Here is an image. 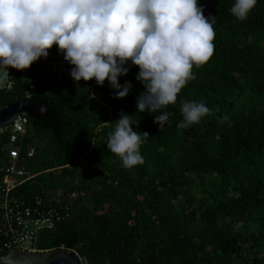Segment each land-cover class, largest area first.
Instances as JSON below:
<instances>
[{"label": "trees", "instance_id": "trees-1", "mask_svg": "<svg viewBox=\"0 0 264 264\" xmlns=\"http://www.w3.org/2000/svg\"><path fill=\"white\" fill-rule=\"evenodd\" d=\"M200 3L206 17H216L214 53L161 110L171 113L163 129L156 114L137 112L145 89L131 62L120 77L133 85L124 98H114L108 81L76 82L69 74L49 87L33 64L12 68L0 109L30 101L48 113L31 119L27 144L38 136L46 145L35 147L28 166L39 175L20 193L31 200L77 194L71 219L40 235L39 251H74L85 264H264V0L244 21L229 11L234 0ZM51 59L65 60L56 45ZM185 100L203 101L210 112L179 128ZM121 113L149 133L143 163L132 168L107 146ZM10 136L0 131V168Z\"/></svg>", "mask_w": 264, "mask_h": 264}, {"label": "clouds", "instance_id": "clouds-1", "mask_svg": "<svg viewBox=\"0 0 264 264\" xmlns=\"http://www.w3.org/2000/svg\"><path fill=\"white\" fill-rule=\"evenodd\" d=\"M258 0H234L231 14L248 18ZM200 0H0V71H23L58 46L73 67L76 81L103 86L114 98L127 97L132 83L121 84L130 66L144 85L137 112L152 113L163 129L183 87L195 79L193 69L212 57L215 16L206 17ZM131 62V65L129 64ZM179 128L197 124L210 112L203 101L185 100ZM227 119V117H225ZM148 132L133 128L132 115L121 113L108 134V150L126 168L143 163L141 146Z\"/></svg>", "mask_w": 264, "mask_h": 264}, {"label": "built area", "instance_id": "built-area-1", "mask_svg": "<svg viewBox=\"0 0 264 264\" xmlns=\"http://www.w3.org/2000/svg\"><path fill=\"white\" fill-rule=\"evenodd\" d=\"M54 46L47 58H41L33 65L43 84L56 87L63 83L71 72L72 65L64 61L51 59ZM40 83L31 88L29 97ZM31 127V118L22 114L9 129L10 147L4 164L0 168V257L12 251L43 252L37 249L40 235L54 231L59 225L72 217L73 201L77 194L65 197L35 196L32 200L20 193V189L34 181L39 173L33 172L28 163L36 157L34 145L27 144ZM4 132V131H3ZM59 169L50 172H59ZM47 172H41L44 174ZM87 263L86 259H81Z\"/></svg>", "mask_w": 264, "mask_h": 264}, {"label": "water", "instance_id": "water-1", "mask_svg": "<svg viewBox=\"0 0 264 264\" xmlns=\"http://www.w3.org/2000/svg\"><path fill=\"white\" fill-rule=\"evenodd\" d=\"M12 68L9 73L0 71V91L9 88ZM26 114L31 119L43 120L48 118L47 108L38 106L30 101L11 103L0 109V131L9 130L19 115ZM0 264H83L80 256L74 251L64 249L28 252L12 251L0 259Z\"/></svg>", "mask_w": 264, "mask_h": 264}, {"label": "rangeland", "instance_id": "rangeland-1", "mask_svg": "<svg viewBox=\"0 0 264 264\" xmlns=\"http://www.w3.org/2000/svg\"><path fill=\"white\" fill-rule=\"evenodd\" d=\"M30 130H32V126L30 127ZM45 145H46V140L43 139V138H40V137L36 136V139H35V147L36 148H41V147H43ZM57 181H58V179H57Z\"/></svg>", "mask_w": 264, "mask_h": 264}]
</instances>
